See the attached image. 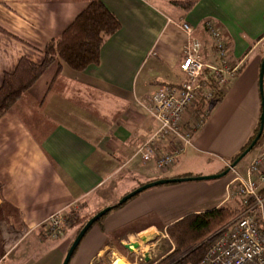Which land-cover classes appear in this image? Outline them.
<instances>
[{"label": "crops", "instance_id": "obj_1", "mask_svg": "<svg viewBox=\"0 0 264 264\" xmlns=\"http://www.w3.org/2000/svg\"><path fill=\"white\" fill-rule=\"evenodd\" d=\"M90 1L0 0V27L6 31L0 30V86L21 57L41 63L47 42ZM100 1L121 23L101 48L100 62L83 72L65 66L59 73L54 63L0 118L2 195L22 215L17 230L0 209V261L13 253L23 258L22 264H63L77 229L56 239L43 235L41 228L51 215L74 209L95 213L113 205L110 200L124 182L130 184L119 197L161 179L220 174L259 122L261 105L254 84L245 87L264 57V0H199L186 14L170 7L168 0ZM206 20L226 31L239 72L251 62L225 98L216 107L212 104L187 151L172 169L161 172L154 162L143 163L136 155L142 135L152 127L151 94L184 78L179 62L187 33L176 22L199 28L203 56L213 57L203 29ZM263 149L264 135L256 153ZM249 162L237 165L244 168ZM232 179L143 191L86 233L71 264H111L118 259L155 264L154 247L163 243L167 253L173 248L166 234L170 224L226 204L239 207L237 197L231 196ZM132 243L138 244L134 250L125 246Z\"/></svg>", "mask_w": 264, "mask_h": 264}, {"label": "built area", "instance_id": "obj_2", "mask_svg": "<svg viewBox=\"0 0 264 264\" xmlns=\"http://www.w3.org/2000/svg\"><path fill=\"white\" fill-rule=\"evenodd\" d=\"M176 24L187 33L179 62L184 78L176 85H161L151 94L148 110L152 127L142 135L136 151L143 163L154 162L165 172L187 151L204 124L207 104L216 95H224L229 79L240 69L231 60L226 31L214 20H206L203 28L212 43L210 60L203 56L199 28L186 21ZM227 168L233 175L231 196L237 197L240 210L214 234L215 240L199 264H264V149L244 168L230 163ZM66 214L58 211L51 215L43 224L44 231L53 238L63 236ZM130 248L135 249L133 243Z\"/></svg>", "mask_w": 264, "mask_h": 264}, {"label": "trees", "instance_id": "obj_3", "mask_svg": "<svg viewBox=\"0 0 264 264\" xmlns=\"http://www.w3.org/2000/svg\"><path fill=\"white\" fill-rule=\"evenodd\" d=\"M198 1L199 0H168V4L170 7L177 8L181 13L186 14L198 3ZM204 26L205 24H203V27ZM120 28L121 23L118 18L102 1L91 0L86 8L60 35L47 42L43 49L44 58L41 63H35L27 57H21L15 70L4 74L0 86V118L14 107L16 102L28 92L54 63L58 65V73L61 72L65 66L76 72H83L90 65L98 64L100 62L101 48L108 38L114 35ZM0 30L6 32L1 27ZM222 96V94L216 95L215 99L207 104L208 114L205 120L211 112L213 102H217ZM259 128L260 121L244 143L240 152L230 161V164H234L240 155L250 146L258 134ZM263 135L264 132L261 138ZM261 138L257 144L260 142ZM226 170H228L227 167L223 172ZM199 176L201 175L196 176L191 174L185 177ZM129 193L130 192L125 195ZM261 193L264 194V189H262ZM125 195H123L121 199ZM0 200V209L3 214L6 215L11 225L17 230H20L22 226L21 211L3 198L1 183ZM130 200L124 204H119V202H117L116 204L110 205L112 207L111 211L123 207ZM101 210L93 215L87 216H77L72 213L76 211H69L66 214V222H70V228L73 227L77 229V236L86 223ZM239 210L240 205L239 207H233L226 204L205 212L188 214L182 219L170 224L166 229V234L172 242L173 248L165 257L155 264L201 263L209 247L215 240L214 234L230 223L236 217ZM107 214L94 225L103 224Z\"/></svg>", "mask_w": 264, "mask_h": 264}, {"label": "rangeland", "instance_id": "obj_4", "mask_svg": "<svg viewBox=\"0 0 264 264\" xmlns=\"http://www.w3.org/2000/svg\"><path fill=\"white\" fill-rule=\"evenodd\" d=\"M251 57H253V55L252 56H250L246 61H245V64L247 63V61L249 60V59H251ZM264 58V57H263ZM263 58H262V60H263ZM262 60H261V62H259L258 63V69H257V71H256V75H255V77L254 78H252V76L250 77V78H248L247 79V87H245V88H248V87H252V83L254 84V87H255V92H256V97H257V101L260 103V105H261V110H260V115H259V121H260V117H261V113H262V103H263V100H264V82H263V87H261L260 86V82H259V78H260V68H261V63H262ZM251 62V61H250ZM250 62H248L245 66H244V68L242 69L241 68V72H238L237 73V75H236V77L235 78H233V77H231L230 79H229V81H228V84L225 86V91H224V95H223V97L220 99V100H218L217 102H213V106L214 107H216L215 105H217V104H219L220 103V101H222V99H224L225 98V96L227 95V92H228V90H229V87H230V85H231V83H233L235 80H236V78L240 75V74H242L243 72H246V70L248 69V67H249V65H250ZM253 79H255L254 81H253ZM263 88V89H262ZM263 142V137L261 138V140H260V142L258 143V144H256L255 145V147L252 149V151L249 153V154H247L243 159H242V162H248L249 160L251 161L252 160V158H253V155H254V153H256V151L259 149V147L261 146V143ZM172 169V168H171ZM243 170V169H242ZM161 172H165V171H161ZM225 176H232V174L229 172L227 175H225ZM224 177V176H223ZM193 182H195V181H192V182H182V183H193ZM131 183H133V182H131ZM130 184V182H124V183H121L120 185H119V188L114 192V194H116V196L114 197V199H111L110 200V202H111V204H116L117 202H119L120 201V199H121V197H119V194H123L125 191H126V187L128 186ZM175 184H177V183H175ZM165 185H169V184H165ZM159 186H162V185H159ZM139 188V187H138ZM153 188V187H152ZM137 189V188H136ZM150 189V188H149ZM132 192V191H131ZM234 205L236 204V203H233ZM106 207H109V206H106ZM106 207H104V208H106ZM103 208V209H104ZM82 210L84 211V213L82 212ZM80 212H79V209H78V211H76L75 209H74V211H76V212H72L74 215H77V216H87V215H93V214H95V213H85L86 211L84 210V209H82ZM99 210H101V209H99ZM98 210V211H99ZM97 211V212H98ZM108 215V214H107ZM0 218H1V215H0ZM69 224H70V222H66V224H65V230H64V233L66 232V230H68V229H71V228H73V227H71L70 228V226H69ZM99 225V224H98ZM97 224H96V226H98ZM75 229V228H74ZM41 233L43 234V235H46L47 237H51L46 231H44V229L43 228H41ZM88 233V232H87ZM64 235V234H63ZM53 238V237H52ZM54 239H56V238H54ZM72 245V244H71ZM29 248V247H28ZM154 256L152 257V259H151V261L152 262H158V261H160L163 257H165L168 253V247H167V245H165V244H163V243H161V244H159V245H157L156 247H154ZM77 251V250H76ZM76 251H75V253H76ZM17 254H15L14 256H13V253L12 254H10L7 258L8 259H6V260H3V261H0V264H3V263H6V264H22L23 263V258L22 257H20L19 255H17ZM16 256V257H15ZM73 257H74V255H73ZM72 257V258H73ZM27 259V258H26ZM25 260V259H24ZM71 261H72V259H71ZM71 261H70V263L69 264H71ZM120 261V262H119ZM132 261L133 262H136L137 261V263H135V264H147L145 261H143V260H133L132 259ZM118 262L119 263H121V262H126L125 260H121V259H119L118 260ZM118 263V264H119ZM127 263V262H126ZM26 264V263H25ZM111 264H114L113 262H111Z\"/></svg>", "mask_w": 264, "mask_h": 264}, {"label": "water", "instance_id": "obj_5", "mask_svg": "<svg viewBox=\"0 0 264 264\" xmlns=\"http://www.w3.org/2000/svg\"><path fill=\"white\" fill-rule=\"evenodd\" d=\"M259 82H260V86L263 87V82H264V58H263L262 63H261ZM263 132H264V100H263V103H262V113H261V117H260V128H259V132H258L256 138L250 144V146L240 155V157L238 158V160L234 164H231L232 166L237 165L247 154H249L252 151V149L255 147V145L257 144V142L261 138ZM228 172H229V170H226L225 172L220 173V174H216V175L199 176V177H184V178L161 179V180L149 182V183H146V184L140 186L139 188L135 189L134 191L130 192L129 194L125 195L122 199H120L119 204L126 203L128 200L132 199L136 195H138V194L142 193L143 191H145V190H147L149 188H152V187H156V186H159V185L170 184V183H181V182H189V181L212 180V179H216V178L223 177V176L227 175ZM111 209H112L111 206L104 208L99 213H97L96 215H94L86 223V225L82 228V230L79 232V234L74 239L72 245L70 246V248H69V250L67 252V255H66V257H65V259L63 261V264H69L70 263V261H71V259L73 257V254L75 253L76 249L80 245V243H81L82 239L84 238V236L86 235V233L90 230V228L98 220H100L103 216H105L108 212H110ZM125 246L128 249H131L130 248V244H126ZM133 246L135 248H137L138 247V244H133Z\"/></svg>", "mask_w": 264, "mask_h": 264}, {"label": "bare ground", "instance_id": "obj_6", "mask_svg": "<svg viewBox=\"0 0 264 264\" xmlns=\"http://www.w3.org/2000/svg\"><path fill=\"white\" fill-rule=\"evenodd\" d=\"M119 260V259H118ZM118 260L117 261H115V263L114 264H118L119 262H118ZM119 264H127L126 262H121V263H119Z\"/></svg>", "mask_w": 264, "mask_h": 264}]
</instances>
